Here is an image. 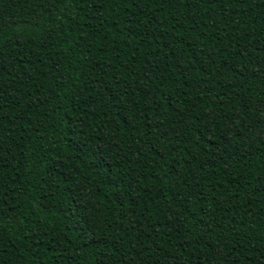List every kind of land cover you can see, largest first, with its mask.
Segmentation results:
<instances>
[{
    "label": "trees",
    "instance_id": "trees-1",
    "mask_svg": "<svg viewBox=\"0 0 264 264\" xmlns=\"http://www.w3.org/2000/svg\"><path fill=\"white\" fill-rule=\"evenodd\" d=\"M0 264H264V0H0Z\"/></svg>",
    "mask_w": 264,
    "mask_h": 264
}]
</instances>
